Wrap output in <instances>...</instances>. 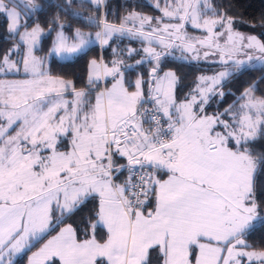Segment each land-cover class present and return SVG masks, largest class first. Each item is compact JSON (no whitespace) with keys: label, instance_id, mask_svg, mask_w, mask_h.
<instances>
[{"label":"snow or ice","instance_id":"snow-or-ice-1","mask_svg":"<svg viewBox=\"0 0 264 264\" xmlns=\"http://www.w3.org/2000/svg\"><path fill=\"white\" fill-rule=\"evenodd\" d=\"M72 2L59 7L66 11ZM77 3L99 11L106 0ZM155 7L169 22L137 12L119 26L87 18L100 31L68 36L53 21L60 30L49 29L55 31L49 57L70 60L90 45L114 43V36L148 44L126 51L129 58L144 54L135 65L153 64L147 79L137 73L126 84L132 65L93 59L87 85L77 89L36 55L44 30L29 21L41 6L0 0L9 38H18L0 52V76L22 77L0 79V264H14L57 229L28 264H264V250L246 243L264 229V201L255 197L264 153L250 148L264 138V96L254 95L252 85L222 112L204 111L211 97L223 98L216 88L230 77L264 68V41L234 30L233 18L211 0ZM186 25L203 29L204 37L189 36ZM169 49L192 53L184 59H206L215 49L225 70L200 77L210 86L178 101L179 77L161 67L173 55ZM93 201L92 215L77 227L67 223Z\"/></svg>","mask_w":264,"mask_h":264},{"label":"trees","instance_id":"trees-1","mask_svg":"<svg viewBox=\"0 0 264 264\" xmlns=\"http://www.w3.org/2000/svg\"><path fill=\"white\" fill-rule=\"evenodd\" d=\"M157 1L106 0V3L97 11L92 4L79 6L77 0H73L71 8L62 11L59 6L65 5V0H37L41 9L35 13L29 23L32 25L39 24L45 30L46 33L41 40L39 52L46 55L50 51L55 37V31L49 32V29L58 30L57 24L53 22L54 20L64 25V31L69 36H72L76 29L88 30L95 33L100 31V28L91 25L87 18H106L108 23L119 26L123 22V18L131 12H137L147 17L158 16L160 10L155 7L157 4L155 2ZM211 2L219 11L225 12L233 18L234 29L252 33L261 41H264V27L261 26V23L264 22V0H211ZM74 13H82L85 18L76 17ZM17 40L18 38H9L5 17L0 15V52L10 49ZM113 40L115 41L114 43L110 41L109 45L103 47L99 44L90 45L84 53L73 56L70 60H61L56 56H52L47 70H50L54 76H62L65 79L72 80L77 89L84 88L87 85L89 64L93 59L110 67H112L113 61H123L124 65H132L134 69H137L147 79V74L153 64L148 63L147 59H145L144 64L135 65V60L141 59L144 56L143 53L133 58H129L126 55L128 49L144 48L145 42L138 39H129L127 36H114ZM161 67L163 69H173L179 77V84L176 89L178 101L185 100L191 92L195 91L194 88L198 83L200 75L210 74L221 68L220 64L217 63L200 60H182L170 56L163 61ZM121 69H124L123 65H121ZM262 78H264V68H261V66L246 69L239 75L230 77L222 88L219 87L216 90L217 92L222 91L224 93L223 98L219 96L211 97L207 104L204 105L205 112L210 115L222 112L229 105H233L242 93L252 85H255L254 95L257 97L264 96V79ZM240 102L242 103V101ZM250 148L255 153H264V138H257L250 145ZM118 163L123 164L125 161L118 159ZM255 185V197L257 201H264V176L258 173ZM95 203L93 201L85 205L77 215L68 219L67 223H71L73 227H77L85 217L93 214ZM56 231H52L50 234H46L43 238L34 242L30 249L25 250L14 260V264H26L28 256L45 238ZM102 236L103 232H100L97 238L99 239ZM246 243L251 246L249 250H264V229H258L246 237Z\"/></svg>","mask_w":264,"mask_h":264},{"label":"rangeland","instance_id":"rangeland-1","mask_svg":"<svg viewBox=\"0 0 264 264\" xmlns=\"http://www.w3.org/2000/svg\"><path fill=\"white\" fill-rule=\"evenodd\" d=\"M169 2H171V0H168ZM35 2L37 3V0H35ZM38 4V3H37ZM156 17H158V18H163L164 20L165 19H168V18H166V17H163V15L160 17V15L159 16H156ZM169 22V21H168ZM171 22H173V23H175V21H171ZM33 25H36V24H33ZM39 25V24H38ZM40 26V25H39ZM128 27H131L132 25L131 24H129V25H127ZM41 27V26H40ZM42 28V27H41ZM43 29V28H42ZM44 30V29H43ZM60 29L58 28V30L57 31H59ZM145 31H148V28H147V26H145V29H144ZM234 30H236V29H234ZM82 32H85V33H91V34H93L94 35V32H92V31H88V30H81ZM186 31H187V33H188V35L189 36H192V37H197V38H203L204 37V35H205V32H204V30L203 29H195V28H193L192 26H190V25H186ZM236 31H238V32H240V33H242V34H244V35H254V34H252V33H249V32H244V31H239V30H236ZM45 30H44V34L42 35V37H41V40H42V38L45 36ZM66 34V33H65ZM66 35H68V34H66ZM69 36V35H68ZM256 36V35H255ZM257 37V36H256ZM258 38V37H257ZM54 39H55V37H54ZM259 39V38H258ZM16 43H18V40H17V42ZM15 43V44H16ZM155 43V42H154ZM220 43L221 44H223L224 43V41H223V39H221L220 40ZM40 45H41V41H40V43H39V45L37 46L38 47V49L40 48ZM148 47V46H147ZM152 47H154L155 49H156V51H161V47H159V46H154V45H152ZM168 51H171L172 53H173V55H171L170 57H175V58H178V59H182V60H200V61H206V62H210V63H217V64H220L219 63V58H220V54H219V52H217L215 49H213V50H211L210 51V53H209V56L205 59L204 57H203V55L201 54V56H200V58L199 59H184L183 58V56H188V57H191L192 56V53H181V51L179 50V49H169ZM201 51V53L203 52V49H201L200 50ZM36 55L37 56H39V57H41V58H44L45 59V68L47 69V66H48V63H49V60H50V58L52 57H49L48 56V54H41L40 52H39V50L36 52ZM56 57H58L59 59H61V60H65V59H63L62 57H60V56H56ZM14 58H17V57H14ZM235 58H238V59H246V57L244 56V55H240V56H238V57H235ZM98 63H100V62H98ZM256 66H260L259 64H257ZM169 70H171V71H174L173 69H164V71H169ZM225 70V68H223V67H221L220 69H218V70H216L215 72H213V73H210V74H203V75H200L199 77H198V83H197V85H196V87L194 88V89H196L198 86L199 87H201V88H203V87H206V86H210V85H206L204 82H202V81H200L199 80V78L200 77H212V76H215L217 73H219V72H221V71H224ZM175 72V71H174ZM89 74V73H88ZM18 78H22V77H16V76H14V77H3V76H0V79H18ZM109 78V77H108ZM108 78H107V80H108ZM219 87H217L216 88V90L218 89ZM190 94H193V95H195L196 93H195V91L194 92H191ZM190 97V95L188 96V98ZM68 98L69 99H71V96L69 95L68 96ZM200 100V97L199 96H197V101H199ZM180 101H183V100H180ZM242 103H243V101H242ZM205 111V110H204ZM206 113V112H205ZM207 115H210V114H208V113H206ZM36 240H34L33 242H32V244L35 242ZM249 250V249H248ZM21 254V253H20ZM20 254H18V255H20ZM17 255V256H18Z\"/></svg>","mask_w":264,"mask_h":264},{"label":"crops","instance_id":"crops-1","mask_svg":"<svg viewBox=\"0 0 264 264\" xmlns=\"http://www.w3.org/2000/svg\"><path fill=\"white\" fill-rule=\"evenodd\" d=\"M169 2V1H168ZM156 3H159L160 4V8L162 9V8H164L165 7V0H158L157 2H155V4ZM160 15V17L163 15V13H162V11H160V14H158V16ZM165 22H168V19H165L164 20ZM95 34V33H94ZM152 45H154V46H158L156 43H153ZM148 46V44L145 42V46L144 47H147ZM101 63V62H100ZM108 67H110V66H108ZM122 71H124V69H121ZM137 73H139V71L137 70V69H132V70H129V71H124V75H125V81H126V84H130L132 81H134L135 79H136V74ZM112 78L111 77H109L108 78V80L110 81ZM59 230V229H58ZM58 230L55 232V233H53L52 235H50V236H48L47 238H45L43 241H42V243L32 252V253H34V252H37L38 250H39V248L40 247H42L43 246V244L44 243H46L47 242V240L48 239H51L52 238V236H55L56 234H57V232H58ZM46 235V234H45ZM37 241V240H36ZM35 241V242H36ZM33 245V244H32ZM27 250V249H26ZM32 253L28 256V258H27V263L26 264H28V259L31 257V255H32ZM22 254V253H21ZM20 254V255H21ZM19 256V255H18ZM18 256H16V257H14V260L18 257Z\"/></svg>","mask_w":264,"mask_h":264}]
</instances>
